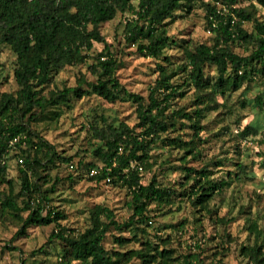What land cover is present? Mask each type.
I'll use <instances>...</instances> for the list:
<instances>
[{"label":"trees","instance_id":"1","mask_svg":"<svg viewBox=\"0 0 264 264\" xmlns=\"http://www.w3.org/2000/svg\"><path fill=\"white\" fill-rule=\"evenodd\" d=\"M244 1L250 4L243 5ZM199 4L207 12L206 30L212 29L210 42L176 39L170 26ZM262 8L264 0H0V51L8 50L15 57L12 73L0 77V161H6L0 162V220H22L17 234L25 233L31 225L54 224L48 244L56 246L61 264H209L202 255L206 239L191 242L190 251L183 254L173 247L172 233L180 229L179 235H183L184 223L180 228L171 226L166 238L159 236L161 229L158 233L151 230L155 209L172 206L178 197L164 184L161 175L166 171L165 163L155 160L154 150L163 146L180 151V166L167 169L181 172L179 185L184 193L180 195L187 197L194 209L206 212L210 221L219 211L216 201L231 204L226 194L232 180H253L254 162L252 166L236 162L227 178L217 176L222 165L219 161L201 167L191 163L200 158V147L207 141L202 136L205 112L225 105L216 96H227L231 88L264 80V20L256 18ZM119 15L125 24L120 44L136 46L142 55L159 61V77L148 98L122 84L118 76L123 64L120 50L102 32L104 24ZM209 16L216 21L215 27ZM234 17L238 20L233 23ZM248 24L252 26L248 28ZM97 44H103V49ZM177 45L182 47L181 61L168 53ZM69 67L86 68L94 80L89 81L84 74L77 86H60L56 79ZM12 80L14 90H1V81L9 84ZM175 80L181 82L175 84ZM83 85L89 87L85 92ZM192 89V109L176 106ZM86 93L110 102L132 100L138 107V122L134 126L115 124L104 115L93 116L90 129L98 141L94 156L101 163L82 159L76 165L74 156L61 152L34 124L52 110L70 107L71 95L82 98ZM258 100L264 109V102ZM237 135L249 141L261 133L249 124ZM16 138L19 141L12 144ZM18 157L24 158V166ZM62 166L72 173L81 168L79 176L86 172L97 184L126 188L131 197L130 218L120 222L111 208L100 204L90 210L84 230L67 228L63 222L68 219L66 212L53 204L61 182L54 171ZM93 168H100V172L90 176ZM144 172L153 173L148 183ZM73 178L70 174L69 180ZM248 208L241 205L238 213L250 214ZM236 218L225 216L215 222L230 224ZM247 223L249 243L241 246V255L248 259L247 264H264V227L259 218L248 216ZM113 229L130 232L129 237L113 235L121 250L105 245ZM46 248L33 251L30 260L20 264H41L37 258L49 255Z\"/></svg>","mask_w":264,"mask_h":264},{"label":"rangeland","instance_id":"2","mask_svg":"<svg viewBox=\"0 0 264 264\" xmlns=\"http://www.w3.org/2000/svg\"><path fill=\"white\" fill-rule=\"evenodd\" d=\"M250 2L244 1L243 5ZM256 18L264 20V8L256 14ZM207 12L202 4L197 5L191 13L179 18L170 26V34L176 39L184 42L186 40L195 44L210 42V35L206 30ZM124 18L119 15L116 19L107 22L102 27L103 34L108 41L114 43L120 51V58L123 61L118 71V76L122 84L130 91L148 98L151 88L154 87L159 77V61L146 57L137 51L136 46L121 43L124 30ZM252 25L248 24V28ZM182 44V43H181ZM184 45V44H183ZM98 49H103V44H97ZM182 47L178 45L168 53L172 54L175 60L181 61ZM14 55L8 51H0V77L13 71ZM84 74L89 81L94 77L86 68L69 67L56 79L60 86H77L80 78ZM212 80L215 82L216 76L213 74ZM1 90L12 91L15 89L14 80L9 84L1 81ZM181 81L175 80V84ZM88 85H83L84 92L88 90ZM194 89L188 90L183 100H179L176 106H185L188 110L193 106ZM217 100L225 102L223 108L214 112H205L206 129L202 133L207 141L201 146L202 155L197 160H192V165L201 167L209 161H219L222 163L218 167L217 176L227 178L228 173L234 172L236 162L245 161L250 166L254 162V172L251 174L253 180L245 182L231 181L228 186L226 199L231 201L221 204L216 201L219 211L214 220L210 221L206 212H199L194 209L187 197L180 194L184 190L180 187L181 172L174 171L169 166L179 165L181 153L178 149L159 146L154 150V158L159 162L164 161L166 169L161 175L164 184L175 190L178 197L172 206H165L162 209H155L151 230L159 236L167 237L171 226L180 228V224H185V232L179 235V230L172 233L171 240L173 247L183 254L190 251L189 244L200 239H206L207 243L202 255L209 264H247L248 259L241 255V246L248 244L247 219L259 218L260 225L264 227V109H261L258 98L264 102V80H258L249 84H243L240 89L231 88L228 95L218 94ZM229 97V98H227ZM71 106H62L47 113L42 120L34 124V127L56 147L69 156H74L73 161L77 165L80 160L100 164L99 158L94 156L97 147V140L90 129V120L93 116L104 115L108 122H126L134 126L138 122V107L131 100L110 102L96 94H84L82 98L71 95ZM204 100L202 103H205ZM201 103V104H202ZM203 106V105H202ZM253 125L259 129L261 135L243 141L238 137L237 132L246 125ZM190 132V131H186ZM86 170V169H84ZM84 172V171H83ZM54 173L59 174L61 182L56 187L53 195L55 206L64 210L68 219L64 222L67 228L77 232L84 230L89 223V212L96 205H104L111 208L120 222L128 220L132 214L129 207L130 195L124 187L95 183L88 179L85 173L79 176L81 168L72 173L66 166H62ZM74 178L69 180V175ZM153 173L144 172L145 182L148 183ZM241 205L248 206V213H238ZM235 207L232 209V207ZM205 213V215H204ZM259 215L257 216V214ZM237 216L236 220L230 224L216 223V218L226 216V219ZM201 219V221H200ZM22 227V220L8 219L0 220V264H20L22 260L29 259L33 251L46 245L49 255H39L41 264H61L59 261L56 246L48 244L49 237L54 229V224L47 226L31 225L25 233L17 234ZM164 229V230H163ZM166 230V231H165ZM130 236V232L125 230L121 233L113 229L109 233L105 245L109 249H122L115 243L113 235ZM230 234L231 238L227 235ZM59 241H56L58 245ZM171 243V244H172ZM130 247H133L132 245ZM136 247V246H135ZM134 247V248H135ZM214 253L219 257L214 258ZM222 259V260H221ZM30 260V259H29ZM220 260V261H219ZM31 262H29L30 264ZM137 263V262H136ZM135 263V264H136ZM73 264H85L83 261H75Z\"/></svg>","mask_w":264,"mask_h":264},{"label":"built area","instance_id":"3","mask_svg":"<svg viewBox=\"0 0 264 264\" xmlns=\"http://www.w3.org/2000/svg\"><path fill=\"white\" fill-rule=\"evenodd\" d=\"M210 18H211V20H213V26L215 27L216 26V21H214V19H213V16H209ZM238 20V18L237 17H234V21H233V23L234 22H236ZM212 33V29H208V34H211ZM19 139L20 138H16V139H14L13 140V142H12V144L13 143H16V142H18L19 141ZM25 139H26V137H25ZM38 148V146H34V149L36 150ZM15 154V153H14ZM18 162H19V164H21V165H23L24 166V164H25V160H24V158L23 157H18ZM0 162H2V163H6V161H4V160H2V161H0ZM71 168H74V165L73 164H71ZM102 168V167H101ZM137 168L140 170V171H142L143 170V167L142 166H137ZM27 172H28V176L30 177V178H32V172L31 171H28L27 170ZM100 172V168H93L90 172H89V175L90 176H95L96 174H98ZM108 181L110 182L111 181V179L109 178L108 179Z\"/></svg>","mask_w":264,"mask_h":264}]
</instances>
